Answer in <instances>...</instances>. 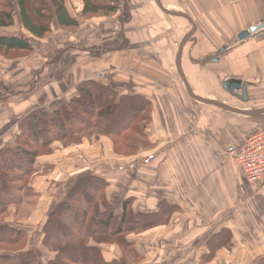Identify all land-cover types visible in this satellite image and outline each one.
Returning a JSON list of instances; mask_svg holds the SVG:
<instances>
[{"label":"crops","instance_id":"crops-1","mask_svg":"<svg viewBox=\"0 0 264 264\" xmlns=\"http://www.w3.org/2000/svg\"><path fill=\"white\" fill-rule=\"evenodd\" d=\"M160 1L166 9L183 12L192 21L163 10L147 11L140 5L141 11L133 12L128 4L125 10L129 19H117L115 25L98 22L92 30H84L81 25L73 32L78 42L85 44L77 47L78 55L74 49L73 54L65 53L73 56L77 69L87 63L94 50L84 38L103 40L100 51L104 53L103 60H93L99 70L81 78L72 73L78 77L76 81L98 76L105 78L106 84L120 85L122 93L146 96L152 117L145 131L146 146L138 144L139 150L131 155L116 153L106 135L67 147L54 142L52 151L40 156L35 164L37 176L49 170L57 172V166L64 175L60 178L61 191L50 196L51 206L45 213L60 199L72 178L84 172L95 173L98 162H104V175L95 174L107 179V198L118 205V213L130 196L150 212H156L162 201L179 207L168 223L139 236L129 235L145 257L144 262L260 264L264 257V180L248 184L228 152L257 126L261 116L194 99L181 74L194 93L204 98L240 110L264 108V34L259 32L245 41L238 39L241 31L264 22V0ZM111 34H115L114 49H109ZM110 51L113 54L105 60V53ZM26 59L29 66L37 65ZM54 69L48 74L62 76ZM47 71L44 68V73ZM232 77L246 85L247 101L225 89L224 81ZM78 83L69 89L70 84L61 77L57 82L61 90L53 84H47V88L59 92L58 96H67ZM44 86L42 93L47 90ZM33 96L25 100L23 111L42 106L37 101L29 104ZM52 97L49 95L44 104H49ZM83 158L90 162L84 170ZM103 253L108 260L120 255L115 246L108 245H103Z\"/></svg>","mask_w":264,"mask_h":264},{"label":"trees","instance_id":"trees-1","mask_svg":"<svg viewBox=\"0 0 264 264\" xmlns=\"http://www.w3.org/2000/svg\"><path fill=\"white\" fill-rule=\"evenodd\" d=\"M120 1L82 0L81 16L112 17L120 12L118 16L124 13L127 20V0L123 9ZM16 24L40 39L52 31L53 24L74 29L79 20L70 13L67 0H0V31ZM30 38L0 33V49L28 55L34 51ZM95 79L87 78L75 85L68 100L56 96L48 107L34 106L24 111L16 121L19 133L11 142L0 145V264H156L144 262L145 257L129 235L139 236L168 223L179 207L162 201L156 212H150L130 196L118 213L115 203L107 198V179L92 172L81 173L66 184L62 196L37 228L39 245L32 244L24 227L1 222L30 196L28 177L36 174L37 159L50 153L54 142L78 144L85 133L106 135L116 153L131 155L138 146L132 142L131 133L146 138L152 117L146 96L120 93L117 87ZM138 121L143 125H137ZM119 144L130 153H123ZM103 245L115 246L120 255L106 259ZM46 253L47 257L43 256ZM260 264H264V257Z\"/></svg>","mask_w":264,"mask_h":264},{"label":"rangeland","instance_id":"rangeland-1","mask_svg":"<svg viewBox=\"0 0 264 264\" xmlns=\"http://www.w3.org/2000/svg\"><path fill=\"white\" fill-rule=\"evenodd\" d=\"M125 1L126 0L120 1L122 5L121 6L122 9H123V3ZM134 1H136V4L134 3ZM128 4L129 3L126 4V7L128 6ZM82 5H83L82 0H67V7L70 13L79 20V26L74 29H69L65 27L61 28L57 24H53L52 31L46 37L40 39L33 38L27 31L23 30L18 24H16L12 28L3 29L0 31V33H7L13 35H20V34L27 35L31 37L30 40L32 42V45L34 46V51L29 53L28 54L29 56L27 54L22 55L23 54L22 51L0 49V145H4L5 143L7 144L11 142L12 138L16 135V128L14 131V126L16 125L18 127L16 121L19 115H21L24 112L23 111L24 109L21 108V106L24 105L25 100L27 101V99L31 98L35 94L33 96V100L29 101V104H32L35 101H37V102H41L42 106L45 105L48 107L49 106L48 103L44 104L45 100L48 98L49 95H52L53 96L52 99H54L56 96H58L57 93L59 92H56V90L53 92L52 90L49 91L47 88V84H53L58 88V90H61V88L57 86V82L61 77H63L64 82L70 84L69 86L70 89L71 85L78 83V81H76L78 77L81 78L83 75L87 74V72L89 73L93 71L97 72L99 70V66L93 60L104 59L103 58L104 53L100 51L101 48L100 45L103 42V40L93 41V40H86L89 38H84L85 41H87L88 44L90 45V49L93 48L94 50L92 51L91 58L88 59L87 63H85L81 68L77 69L73 63L74 62L73 56L72 55L67 56L65 55V53L69 52L70 54H73L71 50L74 49L76 51L75 55H78L77 47H79L80 45L83 46L85 44L78 42V39H76V36L74 35L73 32L77 31L81 25L84 30L85 29L92 30L93 29L92 27H96L97 25L96 23L98 22H104V23L111 22L112 25H115V21L117 19L125 18L123 16L124 13L121 14L120 16H116V15L112 17L98 16V17H93L91 19H83V17L81 16ZM139 5L148 9L147 11L151 10L153 12L156 9L157 12L164 13L155 0H132L130 1L129 4L130 11L133 12L137 10L141 11L139 9ZM191 28L192 27H190V29ZM114 35L115 34H111V38L109 40L110 41L109 49H114L113 46L115 43ZM97 38L100 39V37ZM79 41L83 42V39ZM71 44H75L74 46L76 48H74ZM111 51L105 53L106 54L105 60L110 59L111 55L113 54L111 53ZM83 54H88V53L83 52ZM28 57L32 59L31 62L32 64L37 63V65L29 66L27 64V59H26ZM44 62L45 64L41 66V64ZM44 68L48 70L46 73H44ZM52 69H54V73L57 72L58 74L62 73V76L61 75L53 76L48 74ZM72 73H74L78 77L71 75ZM40 74L42 75L40 76ZM95 78L97 82L98 80H100L98 76H95ZM69 79H74V81H70ZM102 81L106 82L107 80L104 78ZM44 85L46 86L47 90L44 93H42L40 91ZM111 86L113 88H116L120 85L112 84ZM128 87L129 89H131L130 88L131 84ZM36 90L38 91V93H35ZM120 90H122L121 86H120ZM122 92L123 91H121L120 93ZM36 95H41V96L37 97ZM61 96L63 95H60V97ZM69 96L70 94L64 96V98L68 100ZM21 111L22 113H19ZM139 121L137 122V125L139 123L140 125H143L144 122H139ZM263 121H264V115L261 116L260 120L259 119L257 120V124H256L257 126L256 127L254 126L255 128L252 131L257 129L258 126H260ZM134 125H133V130L138 131L134 129L135 127ZM18 133H19V128H18ZM131 134L133 135L132 142H136L137 144L142 146V148L146 146L145 144L146 139L138 135L139 133H135V134L131 133ZM89 135H90L89 133H85L84 137L82 135L81 137H83V140L80 137L83 143L86 140H91V138L94 137ZM82 142L79 141L78 144H81ZM61 143H62L61 145L66 147L67 145H73L72 143H67V144L65 142H61ZM139 145L133 149L139 150ZM119 148L123 153H130V150L123 148L120 144H119ZM83 159L85 165L84 167H82L83 168L82 170H84L85 167H87V164L90 163L86 158ZM56 168L58 169L57 172L56 170L52 172L51 170H49V172L39 174L38 175L39 177L35 173L29 176L27 184L29 183V185L32 187V188L28 187L30 196L24 198V201L22 203L14 207L12 209V213H10V216L1 219L2 223L15 225V226L19 225L27 229L29 236L33 239L32 244L34 246H37V244L39 245L41 241V238H39L38 237L39 235H37L38 232L37 228L39 227V224H41L45 220L47 214V212L45 213V211L46 210L48 211V207L51 206L52 198L50 196L52 197H54L55 195L57 196V194L61 191L60 178H62L64 175L61 174V170L59 166H57ZM104 168H105L104 162H98L95 173L103 174ZM54 182H56V184ZM52 186L54 187L52 188ZM51 188L52 190L49 191ZM41 196L44 197L43 200H41ZM117 199H119V197L115 196V200ZM117 207L118 205H116V208ZM255 211H257V209ZM145 245H148V243H146ZM74 248L77 249L76 246H74ZM112 248L109 249L110 252H112ZM1 252L2 251H0V253ZM47 254L48 253L43 254V256L47 257ZM115 256L116 255H114V257Z\"/></svg>","mask_w":264,"mask_h":264},{"label":"built area","instance_id":"built-area-1","mask_svg":"<svg viewBox=\"0 0 264 264\" xmlns=\"http://www.w3.org/2000/svg\"><path fill=\"white\" fill-rule=\"evenodd\" d=\"M246 181L254 185L264 180V121L228 152Z\"/></svg>","mask_w":264,"mask_h":264},{"label":"water","instance_id":"water-1","mask_svg":"<svg viewBox=\"0 0 264 264\" xmlns=\"http://www.w3.org/2000/svg\"><path fill=\"white\" fill-rule=\"evenodd\" d=\"M155 1L158 4V6L165 13H167L168 15L178 16V17H185V18L190 19L192 21V19L189 17V15H187V14H185L183 12H180V11H174V10L166 9L162 5L160 0H155ZM259 32H263V34H264V22H261L260 24H258L256 26H252L249 29H245V30L241 31L238 34V39H239V41H245L248 38H250L252 35L258 34ZM191 34H192V31L188 32L185 35L183 43H182V45L180 47V50H181L182 46L184 45L185 41H187V39L191 36ZM179 59H180V53L178 54V57H177L178 61H179ZM181 76L183 77V80L185 82V85L187 87V90H188L189 94L194 99H196V100H198V101H200L202 103L216 105V106H219V107L231 110V111H236V112H239V113H242V114H246V115H262V114H264V108L255 109V110H240V109L232 108V107H230L229 105H227V104H225L223 102H220V101H217V100H213V99H207V98H204V97H202L200 95H197L192 90V88L189 85V83H188L187 79L185 78V76L183 74H181ZM223 85H224L225 89H227L228 92L232 93L235 96L243 97V99L245 101L248 100L247 87L240 79L231 78V79L225 80Z\"/></svg>","mask_w":264,"mask_h":264}]
</instances>
